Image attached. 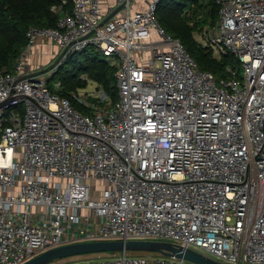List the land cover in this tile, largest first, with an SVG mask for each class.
Here are the masks:
<instances>
[{
    "label": "built area",
    "instance_id": "built-area-1",
    "mask_svg": "<svg viewBox=\"0 0 264 264\" xmlns=\"http://www.w3.org/2000/svg\"><path fill=\"white\" fill-rule=\"evenodd\" d=\"M69 1L56 28L29 29L15 72H0V104L13 96L0 107V264L146 239L264 264V0H213L218 30L204 46L238 56L242 78L202 71L159 24L163 0ZM40 40L63 56L24 78ZM90 49L116 67L119 97L97 84L72 93L84 114L48 81ZM67 264L191 263L124 252Z\"/></svg>",
    "mask_w": 264,
    "mask_h": 264
},
{
    "label": "trees",
    "instance_id": "trees-1",
    "mask_svg": "<svg viewBox=\"0 0 264 264\" xmlns=\"http://www.w3.org/2000/svg\"><path fill=\"white\" fill-rule=\"evenodd\" d=\"M55 6H62V10L54 12ZM72 7L70 1L63 5V0H0V72H15L28 45L30 28H56L60 18L72 12ZM219 11L213 0H163L158 6L157 19L168 34L181 40L202 71L223 78L233 69L242 78L243 64L238 56L219 55L213 47L199 41L201 35L209 40L216 35ZM116 72V67L102 58L97 49H90L71 56L52 77L60 87L55 88L52 79L48 86L54 94L69 99L75 108L86 114L87 109L74 101L71 94L94 82L115 102L119 97ZM90 255L93 254L79 257Z\"/></svg>",
    "mask_w": 264,
    "mask_h": 264
},
{
    "label": "water",
    "instance_id": "water-1",
    "mask_svg": "<svg viewBox=\"0 0 264 264\" xmlns=\"http://www.w3.org/2000/svg\"><path fill=\"white\" fill-rule=\"evenodd\" d=\"M63 53L47 68L30 73L24 78L43 75L49 72L62 58ZM13 100L11 96L8 100L0 104V107L10 104ZM124 252H152L168 258L183 259L191 264H225L209 256L192 249L183 248L177 244L157 241V240H131V241H99L83 242L62 245L29 259L23 264H51L58 260L101 253H124Z\"/></svg>",
    "mask_w": 264,
    "mask_h": 264
},
{
    "label": "rangeland",
    "instance_id": "rangeland-1",
    "mask_svg": "<svg viewBox=\"0 0 264 264\" xmlns=\"http://www.w3.org/2000/svg\"><path fill=\"white\" fill-rule=\"evenodd\" d=\"M217 30H218V24H217V27H216V30H215V33H217ZM215 36V35H214ZM211 37V39L214 38ZM211 39L209 40L205 35H201L199 37V41L205 45L206 42H210ZM38 59L36 58V60L34 61L35 64H38ZM55 60H52V58L49 56L48 58H45L44 62L45 64L43 65L42 64V67L41 69H45L47 67H49ZM52 79V78H51ZM51 83L52 85L56 88V83H55V80H51ZM96 87V83L94 82H90L88 87L86 89H89V90H93L95 89ZM79 90H84V89H79ZM78 90V91H79ZM77 91V92H78ZM57 95V94H56ZM23 103H21L18 108H23ZM17 110V107L16 106H10L7 108V111L8 112H11V111H16ZM146 240H152V239H146ZM160 241V240H159ZM161 241H167V240H161ZM168 242H171V241H168ZM136 254H131L129 253V255H133V256H152V257H160L161 255L157 254V253H152V252H134ZM119 253H101V254H93V255H90V256H87V257H79V256H74V257H71V258H67V259H63V260H59V261H55L54 263H51V264H67V263H70V262H75V261H78L79 259H82V258H90V259H100V258H113V257H116L118 256Z\"/></svg>",
    "mask_w": 264,
    "mask_h": 264
},
{
    "label": "crops",
    "instance_id": "crops-1",
    "mask_svg": "<svg viewBox=\"0 0 264 264\" xmlns=\"http://www.w3.org/2000/svg\"><path fill=\"white\" fill-rule=\"evenodd\" d=\"M58 47L51 41H42L40 40L34 47L32 53L28 57L27 70H33L32 72H37L41 70L42 64L44 65L45 58L49 56L52 60H56L59 57ZM38 59V64H35L34 61Z\"/></svg>",
    "mask_w": 264,
    "mask_h": 264
}]
</instances>
